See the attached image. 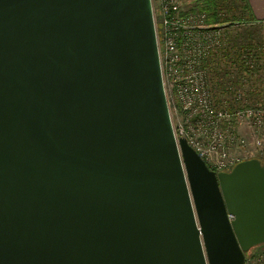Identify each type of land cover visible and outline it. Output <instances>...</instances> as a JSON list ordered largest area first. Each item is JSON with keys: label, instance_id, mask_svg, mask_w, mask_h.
I'll return each instance as SVG.
<instances>
[{"label": "water", "instance_id": "obj_1", "mask_svg": "<svg viewBox=\"0 0 264 264\" xmlns=\"http://www.w3.org/2000/svg\"><path fill=\"white\" fill-rule=\"evenodd\" d=\"M263 243L264 162L216 173L176 136L152 0H0V264H245Z\"/></svg>", "mask_w": 264, "mask_h": 264}, {"label": "built area", "instance_id": "obj_2", "mask_svg": "<svg viewBox=\"0 0 264 264\" xmlns=\"http://www.w3.org/2000/svg\"><path fill=\"white\" fill-rule=\"evenodd\" d=\"M152 2L167 97L171 92L178 103L180 121L171 112L176 136L186 138L216 173L230 172L244 161L232 148L247 144L237 124L264 128V78L256 81L255 74L259 55L252 46L234 49L223 25H210L206 11L185 9V0ZM236 69H242L239 75ZM254 143L248 159L264 162V138ZM245 264H264V249L248 251Z\"/></svg>", "mask_w": 264, "mask_h": 264}, {"label": "rangeland", "instance_id": "obj_3", "mask_svg": "<svg viewBox=\"0 0 264 264\" xmlns=\"http://www.w3.org/2000/svg\"><path fill=\"white\" fill-rule=\"evenodd\" d=\"M231 1L233 2L234 0H218L216 3V0H214V6L212 7V12L218 13L221 11L223 14H219L218 17H223L222 23H225L227 21H235V20H240V24L235 25V26H228L225 27L224 33L228 37L229 42L236 44L237 46H242L246 44V46H252V49L254 52L257 51H262V44H263V38H262V25H259L257 23L251 25L248 29L246 28L245 25H243L244 21L246 19H249L250 21V15L248 12V6L246 5L244 0H235V3L231 4ZM204 3L201 0H185L184 8L185 9H195V10H200L202 9V5ZM209 9L207 14L210 15ZM221 15V16H220ZM227 18V19H225ZM246 22V21H245ZM208 23L212 26L220 25L221 21L218 20V22H214V20L211 17V20L208 21ZM240 29V30H238ZM247 31L249 33L247 34ZM250 31H252V34H250ZM238 35H240V38H238ZM258 66V69H255V74L257 75V79L259 82H261L264 78V68L262 61L258 62L256 64ZM227 73V69L224 70ZM237 74L239 75L242 71V69H236ZM220 74V73H219ZM226 74L223 73V76ZM214 87L216 88L217 85ZM212 88H213V83H212ZM169 97V102H170V109L173 114L174 122H178L179 115H178V103L174 99L173 94L171 92L168 95ZM236 131L238 132L239 135L244 136V138L247 139V144L244 147L241 146H235L232 148V155L233 156H238L242 160L250 158V152L256 150L255 146V138L257 136L263 137L264 138V128L262 129H257L251 126L247 122L243 123H238L236 126ZM253 158V157H252ZM253 249H264V243L260 245H256L252 247L249 251H252Z\"/></svg>", "mask_w": 264, "mask_h": 264}, {"label": "crops", "instance_id": "obj_4", "mask_svg": "<svg viewBox=\"0 0 264 264\" xmlns=\"http://www.w3.org/2000/svg\"><path fill=\"white\" fill-rule=\"evenodd\" d=\"M246 5L248 6V12L250 15V21L247 22L245 25L248 29L251 25L257 23L259 25H262V38H263V44H262V51H257L260 61H262L263 68H264V0H245ZM240 30V29H238ZM249 31H247V34ZM250 34H252V31H250Z\"/></svg>", "mask_w": 264, "mask_h": 264}, {"label": "trees", "instance_id": "obj_5", "mask_svg": "<svg viewBox=\"0 0 264 264\" xmlns=\"http://www.w3.org/2000/svg\"><path fill=\"white\" fill-rule=\"evenodd\" d=\"M204 4L202 5V9H200V11H207L208 12V9L210 10L209 11V13H210V15L211 16H209V14H208V21L209 20H211V17H212V19L214 20V22H218V20L219 21H221V25H223L222 27L223 28H225V27H228V24H229V22H232V23H235V24H240V20H235V21H227V22H225V23H222V20H223V17H218V15L219 14H223V12H222V8H221V11H219L218 13H213L212 12V7L214 6V0H201ZM217 1L218 0H216V3H217ZM224 2H225V0H223ZM245 1V0H244ZM234 3H235V0L233 1ZM233 2L231 1V4H233ZM221 16V15H220ZM225 19H227V18H225ZM245 21H249V19H246ZM245 21H244V23H245ZM225 24V25H224ZM242 24V23H241ZM240 24V25H241ZM227 25V26H226ZM238 38H240V35H238ZM233 45H234V49L235 48H237V50H241V49H243L244 47H246V44H244V45H242V46H237L236 44H234L233 43Z\"/></svg>", "mask_w": 264, "mask_h": 264}]
</instances>
